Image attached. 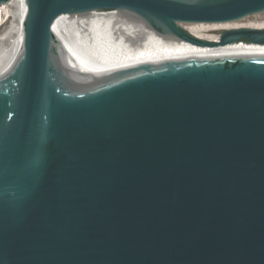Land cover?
I'll list each match as a JSON object with an SVG mask.
<instances>
[{"label":"water","instance_id":"obj_1","mask_svg":"<svg viewBox=\"0 0 264 264\" xmlns=\"http://www.w3.org/2000/svg\"><path fill=\"white\" fill-rule=\"evenodd\" d=\"M8 0H0V5ZM0 79V264H264V53L90 70L52 33L64 13L131 10L200 46L264 0H27Z\"/></svg>","mask_w":264,"mask_h":264},{"label":"bare ground","instance_id":"obj_2","mask_svg":"<svg viewBox=\"0 0 264 264\" xmlns=\"http://www.w3.org/2000/svg\"><path fill=\"white\" fill-rule=\"evenodd\" d=\"M27 9V0H8L0 5V79L12 65L22 42ZM242 20L181 22L180 25L201 35L204 40L221 38L218 34H207L214 29H264V18L248 23ZM52 33L71 58L100 72L201 55L264 53V44L244 41L217 46L195 45L176 35L158 32L142 16L126 9L121 12L118 9H93L64 13L54 21Z\"/></svg>","mask_w":264,"mask_h":264},{"label":"rangeland","instance_id":"obj_3","mask_svg":"<svg viewBox=\"0 0 264 264\" xmlns=\"http://www.w3.org/2000/svg\"><path fill=\"white\" fill-rule=\"evenodd\" d=\"M264 18V13H260V14H254V15H250L246 18H243L242 22L243 23H248V22H251V21H254V20H262ZM224 31H226V29H214L212 31H209V33L207 34H211V35H221Z\"/></svg>","mask_w":264,"mask_h":264}]
</instances>
